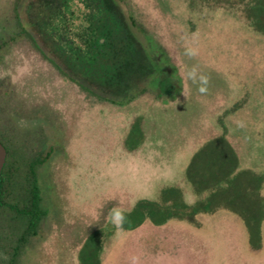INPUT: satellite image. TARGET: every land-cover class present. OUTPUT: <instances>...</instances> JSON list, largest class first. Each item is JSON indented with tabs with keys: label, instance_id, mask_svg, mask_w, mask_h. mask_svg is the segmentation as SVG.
<instances>
[{
	"label": "rangeland",
	"instance_id": "374dc122",
	"mask_svg": "<svg viewBox=\"0 0 264 264\" xmlns=\"http://www.w3.org/2000/svg\"><path fill=\"white\" fill-rule=\"evenodd\" d=\"M259 1L0 0V136L27 158L51 153L35 232L0 212V264H83L97 243L90 264H264V181L252 179L264 178ZM86 32L110 51L89 52ZM128 41L143 72L118 81L110 66L120 69L113 59ZM192 66L207 77L204 93L186 78ZM223 176L235 192L214 183ZM165 189L211 201L194 221L131 231L109 222L111 209Z\"/></svg>",
	"mask_w": 264,
	"mask_h": 264
},
{
	"label": "trees",
	"instance_id": "16d2710c",
	"mask_svg": "<svg viewBox=\"0 0 264 264\" xmlns=\"http://www.w3.org/2000/svg\"><path fill=\"white\" fill-rule=\"evenodd\" d=\"M108 5L110 7L116 6L113 3V6L110 3H108ZM255 7L256 16L259 17L257 18L259 21L258 26L264 33V3L259 1L258 6L255 5ZM82 38H84L83 43L88 48L87 50L89 52H94L99 56H104L106 52L105 50L110 51L109 49L112 47L110 42L104 43L103 40L100 39L94 32H86ZM115 47L116 46H114V48ZM117 47L119 48L117 53H115V56H117L112 59L113 61H116V63H119L117 65H121V67L117 70L110 66L112 69L111 72H113V69L114 72H118L115 74V76L118 77V81L125 76L137 78L138 74L143 72L142 70L144 67L143 62L145 61V56L142 53V50L136 46L133 41H128L124 45H118ZM88 61L89 60L87 58H84L83 60L85 63H88ZM116 68L119 67L116 66ZM140 136V128L137 124H135L128 138V147L133 149L134 143H138ZM0 142L6 147L8 153L6 165L0 175V212H15L22 222H26V233L35 232V229L38 227L42 217L45 215V211L42 209L44 199L39 170L47 163L51 153L47 152L44 156L42 154H38L34 158H27L23 155L22 151L17 149L13 142L5 136H0ZM229 169L230 167L228 170ZM220 179L222 180H215L214 183H217L220 186V182L224 181L228 190L232 192L233 190L229 188V185H234L236 181L231 179V176H223ZM252 179L259 180L260 182L264 181V178L262 180V177L259 176H254ZM261 186L262 185L259 184L258 190ZM250 187L254 190L252 186ZM16 192H18L19 195H16ZM216 193L219 195L221 192L218 193V191L214 190V193L211 194L210 197L214 196ZM210 201L211 198L204 200V202H200V200H198L197 204L191 205L185 202L182 191L165 189L162 191L158 201L141 200L130 211H123L125 220L122 228L120 229H124L126 231L135 230L146 222L162 225L164 222L173 217L191 219L194 221V216L197 215L203 208H206ZM242 215L246 217L245 212ZM111 233L112 232L108 231L106 233H102V235L105 239ZM98 235L100 234L94 235L93 237L95 242ZM100 244L101 243L95 244L88 256H86V254H82L81 262L83 264H90L94 261H98V255L101 248Z\"/></svg>",
	"mask_w": 264,
	"mask_h": 264
},
{
	"label": "clouds",
	"instance_id": "9594fccd",
	"mask_svg": "<svg viewBox=\"0 0 264 264\" xmlns=\"http://www.w3.org/2000/svg\"><path fill=\"white\" fill-rule=\"evenodd\" d=\"M186 55H188L189 57L195 56L196 51L192 48H188L186 49ZM185 75H186V78L192 80L193 83H196L198 79L200 82V86L198 90L201 93H204L206 91V87L204 85H206L207 83V77L203 75L198 76L197 68L195 66H192L190 69H186ZM178 101L179 99L175 100L174 102H178ZM108 219H109V222L119 230L123 226L125 216L122 210L118 208H113L109 211Z\"/></svg>",
	"mask_w": 264,
	"mask_h": 264
},
{
	"label": "water",
	"instance_id": "95a60500",
	"mask_svg": "<svg viewBox=\"0 0 264 264\" xmlns=\"http://www.w3.org/2000/svg\"><path fill=\"white\" fill-rule=\"evenodd\" d=\"M7 149L6 147L0 142V175L6 165V161H7Z\"/></svg>",
	"mask_w": 264,
	"mask_h": 264
}]
</instances>
